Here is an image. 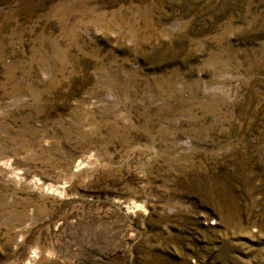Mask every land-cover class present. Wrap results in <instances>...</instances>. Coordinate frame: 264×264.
<instances>
[{"label":"rangeland","instance_id":"1","mask_svg":"<svg viewBox=\"0 0 264 264\" xmlns=\"http://www.w3.org/2000/svg\"><path fill=\"white\" fill-rule=\"evenodd\" d=\"M0 264H264V0H0Z\"/></svg>","mask_w":264,"mask_h":264},{"label":"bare ground","instance_id":"2","mask_svg":"<svg viewBox=\"0 0 264 264\" xmlns=\"http://www.w3.org/2000/svg\"><path fill=\"white\" fill-rule=\"evenodd\" d=\"M37 182H38V184H39L40 180L37 179ZM45 190L61 193V191L58 190L57 187H54L53 185H50V184H47V186H45Z\"/></svg>","mask_w":264,"mask_h":264}]
</instances>
